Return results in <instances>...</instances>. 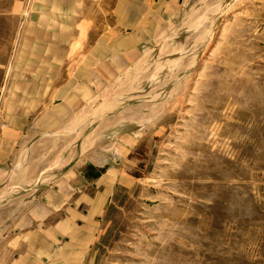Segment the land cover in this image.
Masks as SVG:
<instances>
[{"label": "rangeland", "instance_id": "rangeland-1", "mask_svg": "<svg viewBox=\"0 0 264 264\" xmlns=\"http://www.w3.org/2000/svg\"><path fill=\"white\" fill-rule=\"evenodd\" d=\"M53 2L0 0V203L81 159L115 179L86 264H264V0L189 3L39 164L4 132L29 113L20 54Z\"/></svg>", "mask_w": 264, "mask_h": 264}, {"label": "crops", "instance_id": "crops-1", "mask_svg": "<svg viewBox=\"0 0 264 264\" xmlns=\"http://www.w3.org/2000/svg\"><path fill=\"white\" fill-rule=\"evenodd\" d=\"M193 1L54 0L56 10L39 18L44 24L31 25L24 38L20 69L29 71V78L15 97L29 104V113L15 112L19 126L5 131L6 138L30 135L32 150L46 153L37 157L39 164L68 151L85 107ZM6 138L1 147L9 146ZM94 147L96 142L91 157L102 155ZM80 161L65 166L59 161L57 175L38 172L29 182L33 186L19 192L21 200L0 203V217L6 219L0 222V264L93 262L88 251L115 179L110 169L86 176ZM93 166L92 172L99 168Z\"/></svg>", "mask_w": 264, "mask_h": 264}]
</instances>
